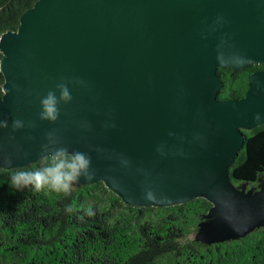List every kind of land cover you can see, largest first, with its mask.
<instances>
[{
	"label": "water",
	"instance_id": "water-1",
	"mask_svg": "<svg viewBox=\"0 0 264 264\" xmlns=\"http://www.w3.org/2000/svg\"><path fill=\"white\" fill-rule=\"evenodd\" d=\"M0 53V168L43 157L52 133L91 157L93 178L78 185L101 181L129 206L206 199L207 243L264 223V179L251 191L229 176L244 131L264 124V0H36ZM251 64L262 68L244 96L217 98V69ZM61 80L83 83L68 84L57 121H41Z\"/></svg>",
	"mask_w": 264,
	"mask_h": 264
},
{
	"label": "trees",
	"instance_id": "trees-1",
	"mask_svg": "<svg viewBox=\"0 0 264 264\" xmlns=\"http://www.w3.org/2000/svg\"><path fill=\"white\" fill-rule=\"evenodd\" d=\"M35 1L0 0V35L15 30ZM260 68H218L217 98L243 97L248 76ZM2 84L0 72V96ZM244 133L229 168L234 185L255 183L264 173V124ZM45 163L41 157L22 167L0 168V264H264V227L222 242L186 239L211 207L202 197L166 207L129 206L101 181L76 184L67 195L12 186L15 171ZM68 205H74L72 213L65 211Z\"/></svg>",
	"mask_w": 264,
	"mask_h": 264
},
{
	"label": "clouds",
	"instance_id": "clouds-1",
	"mask_svg": "<svg viewBox=\"0 0 264 264\" xmlns=\"http://www.w3.org/2000/svg\"><path fill=\"white\" fill-rule=\"evenodd\" d=\"M2 71V64H0ZM69 83L82 84V81H67L55 85V89L49 90L40 101L41 111L39 119L41 121L55 122L60 115V104H68L72 100V95L68 87ZM59 92L57 97L56 93ZM5 94L7 91L5 90ZM25 126L24 122L17 119L12 122L13 131ZM30 127L35 125L29 122ZM7 120H0V128H7ZM46 143L41 145V154L46 163L34 170H17L11 177V184L16 189L31 188L36 192L50 191L54 193H71L73 186L83 177L89 181L93 178L91 169V157L80 151H69L66 146H58L60 141L52 133L46 136ZM151 199V196L148 197ZM74 205H68L65 211L72 213ZM88 216L93 213L90 209L86 210Z\"/></svg>",
	"mask_w": 264,
	"mask_h": 264
},
{
	"label": "rangeland",
	"instance_id": "rangeland-1",
	"mask_svg": "<svg viewBox=\"0 0 264 264\" xmlns=\"http://www.w3.org/2000/svg\"><path fill=\"white\" fill-rule=\"evenodd\" d=\"M262 179H264V173L261 174L258 178L257 181L255 183H241L238 184L236 186H240V185H244L245 190H251V191H256L259 189L260 184ZM76 185L73 186V188ZM259 227H264V223L261 224ZM188 236L186 237V239H190L193 241H201V242H205L203 239H200V234H201V229L198 226V224L192 225L189 229H188Z\"/></svg>",
	"mask_w": 264,
	"mask_h": 264
}]
</instances>
